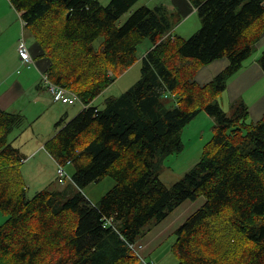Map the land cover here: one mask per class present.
I'll return each mask as SVG.
<instances>
[{
    "label": "trees",
    "instance_id": "1",
    "mask_svg": "<svg viewBox=\"0 0 264 264\" xmlns=\"http://www.w3.org/2000/svg\"><path fill=\"white\" fill-rule=\"evenodd\" d=\"M9 1L38 57L49 61L41 72L84 107L61 118L44 144L55 162L70 163L74 188L31 198L20 171L25 157L9 138L25 117L0 110V210L7 216L0 264H139L127 242L198 198L203 204L173 232L177 264H264V112L253 121L244 103L228 114L216 101L264 35V0H188L200 20L188 38L173 34L163 3L142 5L118 25L137 0ZM145 38L152 46L138 57ZM139 58V80L94 105ZM220 58L228 62L212 79H194ZM257 61L264 72V48ZM203 111L213 119L212 135L198 161L166 186L164 159L183 149V129ZM105 176L115 184L93 203L82 189Z\"/></svg>",
    "mask_w": 264,
    "mask_h": 264
},
{
    "label": "rangeland",
    "instance_id": "2",
    "mask_svg": "<svg viewBox=\"0 0 264 264\" xmlns=\"http://www.w3.org/2000/svg\"><path fill=\"white\" fill-rule=\"evenodd\" d=\"M100 1L103 4L109 2V0ZM169 2L170 0H137L135 4L130 8V10L124 13L119 18L117 24L121 25L134 10H136L142 5L153 7L158 3H163L165 6H167V3ZM192 15H189L185 18L183 15L180 16L179 14H177V12H175L171 17V21L173 23V34H178L183 38H188L190 35L196 32L200 27V20L197 13H194ZM196 20H198V23ZM177 27L178 29L176 30V32H174ZM27 32L29 33L28 30ZM27 32L25 37L23 35L21 36H23L24 40L26 39L25 41L29 45V43H32L35 40L32 34H28ZM102 40V37H99L97 40H95L93 46L96 49H99L102 46ZM9 43L10 40L4 42V54L0 62V81L3 84H5V79L12 74L14 69H16L14 64L15 55L11 48V43ZM151 45L152 44L149 38L143 39L142 42L137 45V56L141 57ZM15 50L17 52L16 48ZM17 58L19 59V54H17ZM19 62L21 61L19 60ZM25 67L28 66L25 64ZM31 67L33 68V70H35L36 68L34 65ZM140 67L141 61L139 58V60L133 63L124 72L120 73L119 75H116L115 80L94 99L93 104L101 107L104 99H106L107 97L118 96L129 88H131L140 78ZM16 70H18V67ZM22 71V68L18 70V72ZM25 83V93L20 96V98L24 100H19L16 105H14L13 111H18L19 109H21L20 105L28 102L26 98H34L35 87L31 86L33 84V79L29 77V79H26L23 84ZM240 87L241 86H238L237 89H239ZM233 91L234 90L232 89L226 88V90L221 92L217 97L216 101L223 108V110L228 114H231L234 111L236 105H239L242 102L248 106V110L250 112V120L259 119L260 113L264 112V78L260 81H257L256 84L251 86L249 89H244L241 95L237 93L234 94ZM38 93L44 94L40 90H38ZM236 94L237 96H235ZM54 103L65 106L70 111L68 116L64 119H70L74 117L83 107V105L78 101L71 104L62 103L61 101H55ZM28 113L30 115H33L35 111L30 110ZM202 113L205 116H208L206 112L203 111ZM43 120H40L35 124L26 121L24 126L14 130L11 133L9 137L11 143L13 144L15 136L19 132H22V130L26 128L25 126H29L30 134L35 133L36 136V128H45V125H41ZM203 123L204 122L201 121L200 118H198L195 119L191 123V125H188L187 128L184 129V131L182 132V140L184 143L183 149L178 153H173L165 157L163 162L164 166L159 175V178L162 183H164L166 186H170L173 182L178 181L184 175V173L198 161L205 142L208 141V139L212 135V127L214 125L211 124L210 126H206ZM196 124L198 125V127H195ZM50 127H53V124H50L49 128ZM27 137H29V134L28 131H25L21 138L24 139ZM39 145V143L37 145L36 142H33L29 145H22L23 147L21 146L22 148L20 154L21 156L25 157V160L20 165V171L23 175V179L27 187L26 196L28 198H31L35 193L40 190H56L57 188L63 186V184L69 183V181H67L66 179H64L63 183L59 182L56 179V176L62 177L60 174L57 173V164L54 159L52 160V156H50L49 153H46L47 151L45 150V148H38ZM64 168L68 173L72 172L71 165H65ZM114 184L115 181L111 177L105 176L98 181H93L86 185L82 189V192L87 196V198L91 202L96 203L100 199V197L104 195ZM185 213L186 212L184 211H176V213L172 216V222L174 224L180 223ZM6 217V214L0 210V224H2L6 220ZM149 226H153V223L148 224L145 230ZM143 237L144 235L140 238L143 239ZM174 240V233H164L162 236H158V238H156L152 242L154 251L150 254L149 259L156 260L158 264H177L178 258L171 250V245L173 244ZM141 241L144 243V249L147 250L146 242L144 241V239Z\"/></svg>",
    "mask_w": 264,
    "mask_h": 264
},
{
    "label": "crops",
    "instance_id": "3",
    "mask_svg": "<svg viewBox=\"0 0 264 264\" xmlns=\"http://www.w3.org/2000/svg\"><path fill=\"white\" fill-rule=\"evenodd\" d=\"M167 4L168 5L166 7L168 8V10L172 11L173 14L177 12V14H179L180 16L183 15L185 18L189 15L196 13L195 8L189 3L188 0H170V2ZM196 21L198 23V20ZM177 29L178 27L175 29L174 32H176ZM27 30L28 28L25 27V23L20 17V13L12 7L10 1L0 0V62L4 54L3 51L4 42L10 40L11 48L15 55L14 56L15 68L17 69L18 67V70L20 68L23 69L22 72H18V70L14 69L12 74L8 78H6L7 80L5 79V84H3L0 81V110L21 113L22 115H24L26 121L33 124L44 119L41 125H45L44 129L36 128L37 131L36 136L35 133L30 134L29 126H25L26 128L15 136L13 140V145L17 147L20 151L21 148L23 147L22 145H29L33 142H36L37 145L39 143L40 145L38 146V148L41 147L43 149L44 148L43 146L46 143V141L50 139L57 130L55 124L61 118H63V116L65 118L70 113L67 107L54 103L55 101L51 99L48 92L45 89H43L41 85L40 72L44 71L47 68L49 61L45 57H38L40 51L35 41L29 43V45L26 43L30 55L32 56L33 59L32 66L34 65L36 67L35 70H33L31 66H30L31 68L25 67L24 63L19 62L20 59L17 58L18 52H16L15 48L17 49V41L19 40L20 37H22L21 35L25 37ZM151 46L149 47V49L151 48ZM255 46L256 48H254V52L252 56L243 62L242 67L232 77H230L227 82L226 88L234 90L233 91L234 94L237 93L241 95L244 89L246 88L249 89L251 86L255 85L257 81H260L264 78V72L262 71L257 61V58L261 50L264 48V35L257 41L254 47ZM148 50H146L145 52H147ZM227 62L228 60L226 58H220L210 62L209 64L203 66V68L201 67L196 72L194 79L201 84L209 81L217 72H219L221 69H223L226 66ZM29 77L33 79V84L31 86L35 87L34 98H26L28 102L21 104L20 105L21 109H19L18 111H13L14 105H16V103L19 100H24L20 98V96L25 93L26 83L25 84L23 83L26 81V79H29ZM238 86L241 87L237 89ZM38 90L42 91L44 94H39ZM237 94L235 96H237ZM30 110L35 111V113L33 115H30L28 113ZM261 114L262 112L260 113V117ZM198 118H200L201 121L204 122L203 124H205L206 126H210L211 124H213V119L209 115L205 116L202 112H200L191 122H189L185 126L184 129H186L188 125H191V123ZM65 120L68 121L69 119H65ZM50 124L51 125L53 124V127L49 128ZM195 127H198V125L196 124ZM25 131H28L29 137L23 139L21 138V136L24 134ZM67 165L70 166V164ZM71 173L72 172H70L69 174L71 175ZM72 188H74V186L67 183V184H63V186L57 189L70 190ZM203 202H204L203 198H198L196 201H184L175 210H173L165 219L151 226L150 229L144 233V237H143L144 241L147 244V250H146L147 257L149 258L150 254L154 251L152 242L156 238H158V236L160 235L162 236L164 233L167 234L173 233L174 230L185 220V218L188 217L194 210L199 208L203 204ZM178 210L179 212L184 211L186 213L184 214L180 223L174 224L172 222V216Z\"/></svg>",
    "mask_w": 264,
    "mask_h": 264
},
{
    "label": "built area",
    "instance_id": "4",
    "mask_svg": "<svg viewBox=\"0 0 264 264\" xmlns=\"http://www.w3.org/2000/svg\"><path fill=\"white\" fill-rule=\"evenodd\" d=\"M17 52L19 54V59L22 63L28 66L33 64V59L29 53L28 47L23 36L18 41ZM40 78L42 87L49 92L53 101H61L62 103L68 104L78 101L82 104L81 99L75 93L67 90L65 87L59 84L54 83L52 80H50L47 73L40 72ZM56 164L57 173L60 174L67 181L71 182L72 178L65 170L64 165H61L60 163ZM108 223H110V220H108ZM127 245L129 249L133 252V254L136 256L139 264H158L156 261L150 260L147 257L146 250L144 249V243L141 240L137 239L132 242H127Z\"/></svg>",
    "mask_w": 264,
    "mask_h": 264
},
{
    "label": "bare ground",
    "instance_id": "5",
    "mask_svg": "<svg viewBox=\"0 0 264 264\" xmlns=\"http://www.w3.org/2000/svg\"><path fill=\"white\" fill-rule=\"evenodd\" d=\"M43 89H45V88H43ZM46 90V89H45ZM57 180L59 181V182H64V178L63 177H57Z\"/></svg>",
    "mask_w": 264,
    "mask_h": 264
},
{
    "label": "water",
    "instance_id": "6",
    "mask_svg": "<svg viewBox=\"0 0 264 264\" xmlns=\"http://www.w3.org/2000/svg\"><path fill=\"white\" fill-rule=\"evenodd\" d=\"M69 14H67V16H68Z\"/></svg>",
    "mask_w": 264,
    "mask_h": 264
}]
</instances>
